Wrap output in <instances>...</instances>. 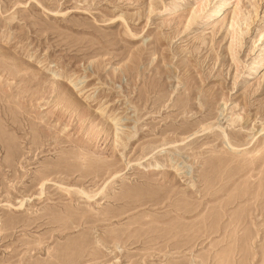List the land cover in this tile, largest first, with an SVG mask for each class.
I'll return each mask as SVG.
<instances>
[{
    "label": "rangeland",
    "instance_id": "374dc122",
    "mask_svg": "<svg viewBox=\"0 0 264 264\" xmlns=\"http://www.w3.org/2000/svg\"><path fill=\"white\" fill-rule=\"evenodd\" d=\"M149 1L0 0V264H264V0Z\"/></svg>",
    "mask_w": 264,
    "mask_h": 264
},
{
    "label": "bare ground",
    "instance_id": "6f19581e",
    "mask_svg": "<svg viewBox=\"0 0 264 264\" xmlns=\"http://www.w3.org/2000/svg\"><path fill=\"white\" fill-rule=\"evenodd\" d=\"M212 2H213V0H204V1L201 0L199 2V4H197V6L191 8V10L188 12V14L184 17V26L188 27L189 25L192 24L193 21H195V19L197 20L198 17L200 19L199 20L200 24L203 22L209 23V22H215V21L219 20L230 9V5L233 2V0H221V1L217 2L218 4L216 3L213 7H211V9L208 10V7L212 4ZM240 2H241V0H236V6L234 8H232L231 13L229 15L228 25L230 28L231 39L235 38V36L237 35L236 28L238 27L239 21L242 20L241 17H243L241 14L243 5H241ZM149 8H150V10L154 9V0L149 1ZM171 8L172 7L165 8V12L171 10ZM160 11H161V9H160ZM199 22H197V23H199ZM233 51H234V49H233ZM263 64H264V62L261 63L260 65H263ZM205 129L206 128H202L201 130H199L195 133H200V132L204 131ZM117 137H118V135H117ZM158 165L160 166L161 163H158ZM159 166H157V167H159ZM177 170L179 171V169H177ZM21 206H22V204H21Z\"/></svg>",
    "mask_w": 264,
    "mask_h": 264
}]
</instances>
